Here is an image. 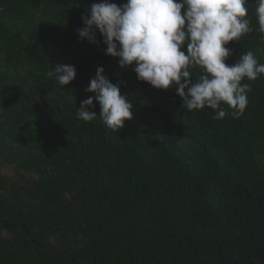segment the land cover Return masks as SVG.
<instances>
[{"label": "trees", "instance_id": "1", "mask_svg": "<svg viewBox=\"0 0 264 264\" xmlns=\"http://www.w3.org/2000/svg\"><path fill=\"white\" fill-rule=\"evenodd\" d=\"M99 2L0 0V264H264V75L242 81L239 118L187 111L120 68L98 32L80 40ZM246 7L252 31L225 45L228 65L247 51L264 64ZM56 64L76 68L69 85L47 75ZM101 66L133 104L116 131L95 100V119L77 117Z\"/></svg>", "mask_w": 264, "mask_h": 264}, {"label": "clouds", "instance_id": "2", "mask_svg": "<svg viewBox=\"0 0 264 264\" xmlns=\"http://www.w3.org/2000/svg\"><path fill=\"white\" fill-rule=\"evenodd\" d=\"M249 0H110L93 3L82 14L84 27L77 29L81 41L98 43L97 32L106 45L105 54L118 58L120 68H133L138 81L158 90H175L187 111L205 107L215 110L214 119L228 115L239 118L248 106L249 83L264 75V64L247 51L235 64L225 61L234 53L225 47L239 42L252 31L246 19ZM259 32L264 34V0H255ZM183 9V15H182ZM134 65V67H133ZM201 73L193 78L191 67ZM72 65H51L48 76L61 85L76 77ZM85 92L95 93L81 101L77 117L91 121L99 103V117L112 130L132 118L133 104L121 94V84L112 83L98 67ZM225 105L233 111H226Z\"/></svg>", "mask_w": 264, "mask_h": 264}]
</instances>
